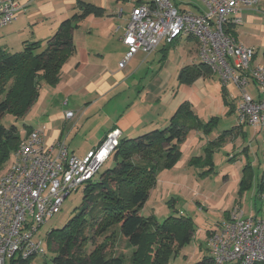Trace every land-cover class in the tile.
<instances>
[{"label":"rangeland","instance_id":"1","mask_svg":"<svg viewBox=\"0 0 264 264\" xmlns=\"http://www.w3.org/2000/svg\"><path fill=\"white\" fill-rule=\"evenodd\" d=\"M172 3L178 9L192 13H199L203 10L201 0H172ZM260 3L261 6L263 5L261 15L264 17L262 0ZM73 13L63 18L62 21L71 17ZM24 18L21 15L12 24L0 27L1 49H7L11 53H22L23 42L26 40L41 41L42 48L39 51L45 49L47 40L55 34L57 28L50 30L40 26L35 29L33 25L30 27ZM125 21L126 19L120 20L119 25H124L122 23ZM119 25L115 28L118 29ZM22 27L26 31L19 36L16 35L15 31ZM117 29L115 30L117 33H114L112 37L114 46L110 43V47L106 49H115L117 46L118 39L123 33ZM256 38V45L252 48L257 53L255 64L264 66V43L260 37ZM190 42V40H182L178 45L171 46L166 53L165 51H158L149 56L147 62L145 61L142 66L133 69V65L138 64L139 57H137V61L134 60L124 72V74L128 73L130 77L126 83L128 90L126 95L122 97L124 100H115L116 105L112 103L106 108L107 111H112L116 107L125 109L128 102L133 103L135 101V97L139 95L137 91L141 90L142 96L139 100L144 103L141 107L153 109L149 106L148 97H154L160 91L163 98L166 96L174 98L175 104L179 103L178 106L184 101H189L194 113L204 124H208L213 117L219 118L218 121L214 120L207 132L199 129L188 133L180 145L179 157L175 166L170 170L164 169L159 172L157 184L151 189L149 199L141 210L144 217H153L158 223H162L170 216H185L193 220L195 233L192 241L179 249L171 257L168 264H197L204 259L211 258L207 245L208 231L217 228L218 224L227 218L229 212L241 209L246 217L264 215L263 212L261 214L257 211L261 203L256 199L257 185L264 170V134L253 126L244 125L242 127L244 134H234L224 138L217 145L214 144L219 140L223 131L230 129L238 122L237 111L234 108L233 112L230 113L231 110L226 106L224 97H227L229 103L237 105L241 93L238 87L232 83L224 86L215 74L200 79L204 88V93L200 96L204 100L203 102L188 85L180 84L176 65L178 57L189 54L191 57L195 56L194 64L201 62L196 46ZM162 46L163 44L160 47ZM105 53L104 64L110 67L112 71H117L119 62L117 53L110 54L108 50L103 52V54ZM130 70H135V72H130ZM169 76L170 79L167 81ZM249 91L253 93L251 88ZM127 96L129 100L126 98ZM61 99L54 87L43 84L39 98L23 117L17 118L8 113L3 118L2 124L17 126L21 137L25 138L27 130H31L30 127L35 128L39 122L46 119L44 116L46 110L52 113L59 104L58 109L62 111L64 116L58 123L54 124L53 129L63 132L62 140L66 142L70 150L76 152V156L84 157L88 148L92 144L94 145L95 136L98 135V131L104 124V116L102 112L99 113L103 104L100 102L94 106L90 113L82 117L79 122L76 105H83L80 98H71L67 107L60 102ZM139 100H137V106L140 105H138ZM164 106L161 104L158 108H164ZM68 111H72L74 116L66 118ZM75 123H78L76 127ZM164 127L159 126V128L154 129H163ZM150 131L149 129L144 130L131 138ZM192 160L196 162L191 164ZM113 162L112 156L101 167L93 180L99 179L103 172L113 166ZM246 166H249L248 184L244 189H241L240 181ZM84 187L73 191L65 200L61 211L40 227L36 239L43 240L46 254L35 256L31 260L32 264H52L56 252L52 247H48V233L65 226L81 208L84 199ZM100 241L101 239H98V242ZM112 250L115 255L122 256L127 264H131L135 249L119 234L114 238ZM8 264H11L10 260H8Z\"/></svg>","mask_w":264,"mask_h":264},{"label":"built area","instance_id":"2","mask_svg":"<svg viewBox=\"0 0 264 264\" xmlns=\"http://www.w3.org/2000/svg\"><path fill=\"white\" fill-rule=\"evenodd\" d=\"M260 2L201 0L199 13L182 11L172 0L135 5L123 30L127 51L118 65L123 69L137 53L149 55L161 44L196 41L201 62L223 85L232 83L240 90L238 123L264 134V66L255 64L254 49L240 45L227 31L242 23L244 10H255ZM25 7L20 0H0V27L15 22ZM73 116L66 113V118ZM120 138V129H113L84 157L71 153L63 141L48 145L38 130L21 141L0 173V264L46 254L43 240L36 239L40 227L61 211L73 191L94 179ZM207 245L214 264H264V215L246 217L241 209L229 212L210 230Z\"/></svg>","mask_w":264,"mask_h":264},{"label":"trees","instance_id":"3","mask_svg":"<svg viewBox=\"0 0 264 264\" xmlns=\"http://www.w3.org/2000/svg\"><path fill=\"white\" fill-rule=\"evenodd\" d=\"M105 14V9L77 0L73 15L60 23L42 51H39L41 41L28 40L23 42L22 53L0 48V173L24 139L17 126L2 124L3 118L8 113L17 118L23 117L39 98L43 84L51 87L59 84L65 64L77 51L73 41L74 31L86 18L103 17ZM235 28L227 30L234 38ZM178 42L165 45V53ZM212 74L210 67L200 62L181 68L178 82L192 85L196 80ZM224 101L232 113L234 105L227 101V97ZM218 119L213 117L208 124H204L194 113L192 104L184 101L163 129H153L135 138H120L112 155L113 166L84 188L82 206L67 224L48 233V247L56 252L52 264H127L112 250L118 234L135 249L131 264H168L179 249L192 241L194 222L189 217L170 216L158 223L153 217H144L141 210L149 199L151 189L157 184L159 172L175 166L180 145L188 133L199 129L207 132ZM243 126L237 122L223 131L214 144L234 134H244ZM31 132L28 129L26 135ZM194 162L192 160L191 164ZM248 171L249 166H246L240 181L241 189L248 184ZM263 192L264 170L256 195L261 203L257 211L264 214ZM98 239L101 241L98 242ZM33 258L11 260V264H32ZM197 264L214 263L212 258H208Z\"/></svg>","mask_w":264,"mask_h":264},{"label":"crops","instance_id":"4","mask_svg":"<svg viewBox=\"0 0 264 264\" xmlns=\"http://www.w3.org/2000/svg\"><path fill=\"white\" fill-rule=\"evenodd\" d=\"M82 1L92 3L105 9L106 14L103 17L90 16L86 18L80 23L79 28L74 31L73 41L76 45L77 51L65 64L61 80L54 88L56 93L62 98L60 102L66 107L69 106L70 99L73 97L80 98L83 102V105H76L79 113V122L82 117L90 113L94 106L100 102L103 104L102 108L99 109V113L102 112V115L104 116V124L98 131V135L95 136V140L93 141L94 145L92 144V146L88 148L85 153L86 155L90 150L98 148L106 136L115 128L120 129L121 138H131L135 134H140L144 130H152L154 128H159V126H167L178 108L179 103L175 104V99L171 96L163 98L159 91L154 97H148L149 106L153 109H143L141 106L144 103L139 100L142 96V92L141 90H138L137 94L139 95L135 97V101H133V103L127 101L128 103L126 104L125 109L116 107L112 111L106 110V108L112 103L113 105H116L115 100H124L122 97L123 95H126L128 90L126 83L130 79L128 73L124 74V72L132 62L139 57L137 62L139 65H133V69L139 68L145 63V61L147 62L149 56L158 51H165V45L162 47H160V45L149 55L137 53L128 62L125 68L121 69L119 65H117V71H112L110 67H107V65L104 64V55H106V53L103 54V52L108 50L110 54L117 53L120 62L123 60L127 51L126 46L122 42L123 33L120 35L115 49H106L107 47H110V43L114 46L112 37L114 33H117L115 32L117 29L115 27L120 24V20L126 19L125 23H122L124 25H119L117 29L118 31L123 32L128 23L129 14L133 6L138 2H150L151 0ZM20 3L26 6L20 16L22 15L25 17L24 19L30 27L33 25L36 29L37 27L43 26L50 30H55L59 27L63 18L69 16L70 13L75 11L77 0H20ZM262 4H264V0H262ZM262 6L260 3L259 7L255 10H244L241 13L242 23L239 26H236L234 30L236 41L246 48H254L253 46L256 45L255 39L257 40L256 37H260L264 43V17L261 15ZM120 10H122L123 14H120ZM24 27L15 31V33H17L16 35L19 36L26 31ZM190 41V43L194 44L197 48L196 41ZM179 43L180 41L176 45ZM194 57L195 56H189V54H184L183 57H178L176 60L178 74L181 68L194 65ZM130 72H135V70H130ZM169 79L170 76L167 81ZM200 79L188 86L203 102L204 100L200 96L204 93V88ZM198 93H200V95H198ZM126 98L129 100L128 96ZM137 100H139V106L136 105ZM161 104L165 105L164 108H158ZM58 105L59 104H57V107L52 113H49V111L46 110L44 113L46 119L39 122L35 128L30 127V131L38 130L43 132L45 141L48 145L56 144L59 141H63L66 144V142L62 140L63 132L53 129L54 124L58 123V121L64 116L62 111L58 109ZM234 108L236 111V105H234ZM259 131L261 132V130ZM69 151L76 155V152L70 150V148Z\"/></svg>","mask_w":264,"mask_h":264}]
</instances>
